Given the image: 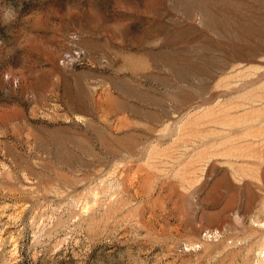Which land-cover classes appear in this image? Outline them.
Masks as SVG:
<instances>
[{
	"label": "rangeland",
	"instance_id": "1",
	"mask_svg": "<svg viewBox=\"0 0 264 264\" xmlns=\"http://www.w3.org/2000/svg\"><path fill=\"white\" fill-rule=\"evenodd\" d=\"M0 264H264V0H0Z\"/></svg>",
	"mask_w": 264,
	"mask_h": 264
}]
</instances>
